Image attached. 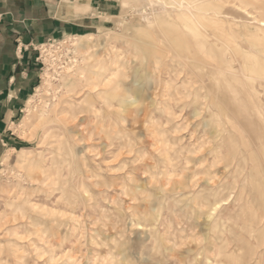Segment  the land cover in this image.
<instances>
[{
  "label": "rangeland",
  "instance_id": "374dc122",
  "mask_svg": "<svg viewBox=\"0 0 264 264\" xmlns=\"http://www.w3.org/2000/svg\"><path fill=\"white\" fill-rule=\"evenodd\" d=\"M189 1L102 0L92 35L30 47L22 107L0 112V264H264V73L243 65L264 33L238 17L264 0H215L223 35ZM17 46L0 37L1 99Z\"/></svg>",
  "mask_w": 264,
  "mask_h": 264
},
{
  "label": "crops",
  "instance_id": "0c3cea01",
  "mask_svg": "<svg viewBox=\"0 0 264 264\" xmlns=\"http://www.w3.org/2000/svg\"><path fill=\"white\" fill-rule=\"evenodd\" d=\"M100 1L102 2V0ZM100 1L0 0V37L14 41L15 46L18 42V54L20 50L23 49L24 58V63L22 61L18 62V64H23V66L20 65L19 67L17 64H14L12 66V75L10 74V76L7 77L10 85L9 96L1 99L0 95V112L3 111L4 117L9 115L12 119L13 116L17 114L16 110L22 107V99L25 97L23 95V87L27 85V81H24L22 78L24 76V78L27 79L32 76L36 64L35 60L38 57V52H32L33 49L30 47L32 46L37 49L39 44L37 43L38 41L45 40L55 34L58 36L76 35V37L92 35L89 34L91 33L90 28L93 27L98 20L95 11H101ZM208 1L212 3L211 7L214 8H211L212 10L208 12L209 14H219L218 12H222L223 14L225 12L221 10V7L216 4L215 0ZM123 2L128 3L129 0H123ZM204 5L208 6L209 3L203 4V6ZM220 15L221 14L218 16ZM176 19L178 20V18ZM219 19L224 20L220 17ZM220 32L222 33L221 35L224 34V30ZM213 34L212 32L210 33V35ZM210 35L206 34L205 37H210ZM246 38L248 39V37ZM211 41L212 45L214 43L216 47L220 48L219 43L213 42V40ZM17 66L20 68L19 72L15 71ZM8 67L9 65L7 66L6 63L3 65V68L8 69ZM234 67L236 69V65H234ZM13 86H16V88L12 95L11 91L13 90L11 87ZM0 93H3V89H0ZM261 109L263 110V108ZM1 120H3V117H0V121Z\"/></svg>",
  "mask_w": 264,
  "mask_h": 264
},
{
  "label": "bare ground",
  "instance_id": "6f19581e",
  "mask_svg": "<svg viewBox=\"0 0 264 264\" xmlns=\"http://www.w3.org/2000/svg\"><path fill=\"white\" fill-rule=\"evenodd\" d=\"M198 1H200V0H195V2H198ZM214 1V0H213ZM226 1H229V0H226ZM178 2H179V6H190L192 3H194L193 1H189V0H178ZM245 3V2H244ZM192 7V6H191ZM198 10H197V12H196V17L198 18V19H206V20H208L211 24H213L214 26V28L216 29V31H223L224 30V26H225V21L224 20H221V19H219V17L220 16H218L219 14H222V12H218L219 14H214V15H212V14H209L208 12H210V9L209 8H206L205 9V6L204 7H201V6H195ZM216 11V10H215ZM246 11V10H245ZM252 13V12H251ZM251 13H248L247 12V14L246 15H242V17L241 16H238L239 18H247L248 20H250V21H252V22H257L258 23V25H257V27L256 28H258L260 31H262L263 33H264V19H259L256 15H252ZM223 14H227V11H225ZM183 16H181V18H182ZM187 18V21H188V17H186ZM238 26V25H237ZM239 27H240V25H239ZM245 28V27H244ZM248 28V27H247ZM246 28V29H247ZM245 29V30H246ZM249 31H251V32H253L252 30H249ZM255 31H257V30H255ZM250 33V32H249ZM248 33V34H249ZM249 37H251V38H253V40H259L260 39V37H262V39L264 40V36H259V34H257V33H251L250 35H249ZM203 38V42H200L199 41V43H197V45L199 46V49H200V52H202L203 51V53L207 56V57H209V58H211L212 59V61H214V62H217V63H219V65H220V67H225L226 65H229V66H232V63H233V61L232 60H230V58L229 57H227L228 59H229V61H228V59L226 58V55L224 56H220V54H219V52H218V50H216V48L212 45V46H210V47H208V45L206 44L207 42H206V40H208V38L207 37H202ZM90 39V38H89ZM81 42V41H80ZM88 42V41H87ZM183 42V41H182ZM227 42V41H226ZM228 43V42H227ZM85 45H86V42L84 43ZM88 44V47H89V42L87 43ZM173 46V45H172ZM263 47H264V45H263ZM247 52V51H246ZM245 52V54H244V60H245V62H244V70L246 71L245 72V75H249V76H252L251 78H252V80L254 79V77H253V75L250 73V72H256L257 73V75H260V72L259 71H263V73H264V66L262 67V62H263V60L262 59H259L258 57H256L255 55H253L252 53L250 54V53H246ZM249 56H252V57H254L252 60H253V63H251V66H249L250 64H248L247 63V60H248V58H249ZM249 61V60H248ZM264 63V62H263ZM259 64H261V67L263 68V69H260L259 67V69H255L254 67L256 66V65H259ZM253 68V69H252ZM224 71V70H223ZM83 72V71H82ZM210 72H212L213 73V75H215L214 77H215V79H217L218 78V75L219 76H221V77H226L227 79H233V80H236V82L237 83H240L241 81V79H239L238 77H236L234 74H231V73H225V72H222V71H210ZM262 75V74H261ZM92 79H95L94 77L92 78ZM91 79V80H92ZM240 81V82H239ZM74 83V82H73ZM249 93V92H248ZM240 106V105H239ZM243 106V105H242ZM255 106V104H253V106L252 107H254ZM246 108V107H245ZM245 108H244V110H245ZM242 110V109H241ZM246 110H247V108H246ZM248 111V110H247ZM246 112V111H245ZM242 114V113H241ZM239 129V128H238ZM240 130V129H239ZM240 132H241V130H240ZM239 132V133H240ZM240 135H243L242 134V132L240 133ZM245 138V137H244ZM247 141H248V139H246ZM245 140V141H246ZM242 142H243V140H242ZM257 142V141H256ZM247 148H250L249 146L248 147H246V149ZM241 149H242V147H241ZM240 151V150H239ZM238 151V152H239ZM264 151V150H263ZM236 153V152H235ZM235 155V154H234ZM11 157V154L10 153H7L6 155H5V157H4V159H3V161L4 162H6V161H8L9 160V158ZM235 157V156H234ZM238 157V156H237ZM246 160V159H245ZM237 161V160H236ZM235 166V165H234ZM237 166V165H236ZM238 168V167H237ZM254 169L256 170V168L254 167ZM235 170V169H234ZM249 170V169H248ZM236 171V170H235ZM257 171V170H256ZM238 173V172H237ZM258 173V172H257ZM234 174V173H233ZM239 174V173H238ZM234 175H236V174H234ZM249 175H250V173H249ZM257 175V174H256ZM258 176H260V175H258ZM237 177V176H236ZM263 177V176H262ZM246 180H247V177L245 178V180H244V183L246 182ZM258 180V179H257ZM256 181V180H255ZM254 181V182H255ZM248 182V181H247ZM256 182H258V181H256ZM259 186V185H258ZM243 187V186H242ZM260 188H261V186H260ZM242 189V188H241ZM242 192V191H241ZM260 193V192H259ZM238 194V193H237ZM235 203L237 204V205H239L240 203H239V201L241 200V195H238L237 197H235ZM254 200V199H253ZM219 202V201H218ZM217 202V203H218ZM253 202V201H252ZM249 203H251V202H249ZM219 204H220V202H219ZM255 205V204H254ZM240 206V205H239ZM215 210H216V208H214ZM252 209V208H251ZM233 210H235V209H233ZM213 211V210H212ZM236 212H237V209H236ZM236 212H235V214H236ZM240 212V211H239ZM234 214V215H235ZM239 214V213H238ZM231 215H233V214H231ZM244 215V214H243ZM237 216V215H236ZM236 218V217H235ZM238 218V217H237ZM239 219V218H238ZM221 220V219H220ZM234 224V223H233ZM236 225V224H235ZM244 226H247V224L246 225H244ZM236 227H237V225H236ZM240 228H241V225H240ZM245 228H249V227H245ZM240 230V229H239ZM243 229H241V231H242ZM245 230V229H244ZM248 230V229H247ZM246 231V230H245ZM249 231H250V229H249ZM248 232V231H247ZM253 233V232H252ZM237 235V234H236ZM237 236H239V234L237 235ZM236 240V239H235ZM234 240V241H235ZM240 257H242V256H240Z\"/></svg>",
  "mask_w": 264,
  "mask_h": 264
},
{
  "label": "built area",
  "instance_id": "2783aa9c",
  "mask_svg": "<svg viewBox=\"0 0 264 264\" xmlns=\"http://www.w3.org/2000/svg\"><path fill=\"white\" fill-rule=\"evenodd\" d=\"M20 52H22V50Z\"/></svg>",
  "mask_w": 264,
  "mask_h": 264
}]
</instances>
